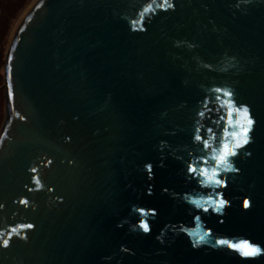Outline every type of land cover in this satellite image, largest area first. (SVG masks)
Instances as JSON below:
<instances>
[{"label": "water", "instance_id": "water-1", "mask_svg": "<svg viewBox=\"0 0 264 264\" xmlns=\"http://www.w3.org/2000/svg\"><path fill=\"white\" fill-rule=\"evenodd\" d=\"M161 2L37 0L18 25L0 264H264V0ZM243 107L255 123L232 167L187 172L203 153L212 175ZM242 241L261 251L230 247Z\"/></svg>", "mask_w": 264, "mask_h": 264}, {"label": "snow or ice", "instance_id": "snow-or-ice-1", "mask_svg": "<svg viewBox=\"0 0 264 264\" xmlns=\"http://www.w3.org/2000/svg\"><path fill=\"white\" fill-rule=\"evenodd\" d=\"M158 7L160 8H166V7H173L172 4L168 3V0H162L161 3L158 4ZM152 10V6L151 4L148 5V7H146L144 9V12H148ZM141 16L143 17V13L141 14ZM137 23L136 21H133V24ZM216 92H223L224 96L229 97L228 101H227V105H233L234 103H236L233 100V93L230 91H225L221 88H217L215 89ZM217 99H219V97H217ZM225 105V106H227ZM243 113H244V118H245V122L243 124L240 125L239 127V131L238 132H233L232 136L236 137V141L234 143H232L231 145L227 142L222 144V148L221 150H219V155L215 156L214 159L216 161V165L213 167L212 170V175L209 176L208 175V169L207 168H201L198 167L197 164L198 163H207V160L204 158L203 153L200 156V159L197 162L194 163H187L186 164V171L190 172L193 174V176H206L207 179L209 181H211L213 179V176H217L218 172H219V166L223 165L224 168H231L232 164L229 163L228 161V157L229 156H233L236 155L235 149L238 147H241L244 144H248L249 143V133L253 130L252 129V125L255 123V121L251 118L250 114H249V110L247 107H243ZM200 115H203V113H200ZM194 139L196 141H200L203 149H209L210 151H216V149H213L212 146L209 144L208 140L206 138H204L202 135L200 134H194ZM146 167L150 170L151 169V165H146ZM32 171H36V169H32ZM201 184L205 183V181L201 180L199 181ZM37 183H39V181H37ZM214 183L216 185H219L221 187H226V183L222 180V179H215ZM220 195V199L218 201H213L214 203L219 204L220 206H223L225 203H227V201H225L222 197V194H217ZM23 203H27V201H23ZM243 204L245 207H249V201L247 199H245L243 201ZM140 211H143V209H140ZM142 226L145 228V230H148V226L146 224L143 223V221H141ZM28 227H31V225H28ZM219 243L224 244L226 243V241H220ZM4 246L8 245V240L5 239L3 241ZM230 247H232L233 249H236L240 252L241 255L245 256V257H250V256H254L255 254H257L258 252L261 251V249L259 247H255L252 246L248 243V241H242L240 244H232L230 245Z\"/></svg>", "mask_w": 264, "mask_h": 264}, {"label": "rangeland", "instance_id": "rangeland-1", "mask_svg": "<svg viewBox=\"0 0 264 264\" xmlns=\"http://www.w3.org/2000/svg\"><path fill=\"white\" fill-rule=\"evenodd\" d=\"M36 1L0 0V129L5 117L4 67L6 54L18 25ZM5 34L7 36L4 38Z\"/></svg>", "mask_w": 264, "mask_h": 264}, {"label": "trees", "instance_id": "trees-1", "mask_svg": "<svg viewBox=\"0 0 264 264\" xmlns=\"http://www.w3.org/2000/svg\"><path fill=\"white\" fill-rule=\"evenodd\" d=\"M6 34H7V33H6ZM6 34L4 35V38L7 36ZM0 62H1V60H0ZM0 125H1V124H0Z\"/></svg>", "mask_w": 264, "mask_h": 264}]
</instances>
